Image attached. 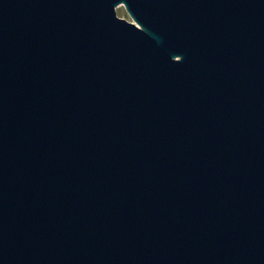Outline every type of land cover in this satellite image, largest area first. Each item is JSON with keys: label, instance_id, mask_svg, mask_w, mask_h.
Wrapping results in <instances>:
<instances>
[{"label": "water", "instance_id": "1", "mask_svg": "<svg viewBox=\"0 0 264 264\" xmlns=\"http://www.w3.org/2000/svg\"><path fill=\"white\" fill-rule=\"evenodd\" d=\"M0 264H264V0H0Z\"/></svg>", "mask_w": 264, "mask_h": 264}, {"label": "rangeland", "instance_id": "2", "mask_svg": "<svg viewBox=\"0 0 264 264\" xmlns=\"http://www.w3.org/2000/svg\"><path fill=\"white\" fill-rule=\"evenodd\" d=\"M117 15L120 18L126 19L130 22H132L131 18L129 17L126 9L123 6H120L119 8H117Z\"/></svg>", "mask_w": 264, "mask_h": 264}]
</instances>
